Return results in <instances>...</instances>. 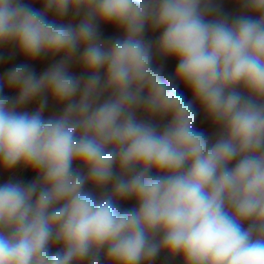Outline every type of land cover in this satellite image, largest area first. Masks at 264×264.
Wrapping results in <instances>:
<instances>
[{"label":"clouds","instance_id":"obj_1","mask_svg":"<svg viewBox=\"0 0 264 264\" xmlns=\"http://www.w3.org/2000/svg\"><path fill=\"white\" fill-rule=\"evenodd\" d=\"M42 2L0 0V46L63 56L39 77L19 65L0 81L17 90L0 94V168L37 174L0 185V264H151L162 252L264 264V0H234L243 14L231 20L213 0ZM99 23L123 37L101 42ZM146 28L160 32L155 54L177 60L171 79L153 67ZM78 52L81 77L68 71ZM173 81L219 129L214 142ZM48 97L60 115L44 118Z\"/></svg>","mask_w":264,"mask_h":264},{"label":"rangeland","instance_id":"obj_2","mask_svg":"<svg viewBox=\"0 0 264 264\" xmlns=\"http://www.w3.org/2000/svg\"><path fill=\"white\" fill-rule=\"evenodd\" d=\"M24 3L37 11L43 10L42 0H23ZM214 5L218 7V12L214 15L220 17H227L229 20L243 14V9L240 4L235 3L234 0H213ZM82 14L77 16L69 12L63 18L56 17L53 13L47 14V19L50 21H56L64 25L71 24L74 27L79 24L82 19ZM160 35L159 31H153L151 28H146L144 33V40L150 42L153 45V67L161 71L162 76L171 79L174 76L177 60L175 58H162L155 54V42ZM98 36L101 42H109L114 39L122 38L123 31L118 29L111 23H99L98 24ZM63 58L62 54L56 56H40L35 59H29L21 54L14 45L0 46V81H4L6 74L13 68L19 65H26L30 71H32L37 77L42 75L45 71L51 68L54 64L58 63ZM79 58V52L73 57L72 62L68 66L69 74L75 77H81L85 75L84 70L77 62ZM178 91L183 95L185 101L193 102V107L196 112V118L193 127L200 132H203L208 137L210 142H214L217 138L219 129L214 126L209 119L206 118L202 108L197 102L193 101L190 90L179 81H173ZM10 100H14L17 95V90L5 87L3 92L0 93ZM40 104V98L25 105L21 110L29 113L34 112ZM63 110V105L54 102L51 97H48L47 105L43 110L44 118L58 116ZM137 117L139 119H147L143 112H138ZM152 122L157 124L162 129L168 122V119L153 118ZM74 167H80L79 164H74ZM37 174L30 168L23 166H17L11 170H5L0 168V185L5 183H21L22 185H28L35 181ZM86 188L93 191L96 195H100V190L94 189L92 185H87ZM119 206L122 209H131L136 207L134 200L120 201ZM58 247V246H57ZM57 247H54L52 251H56ZM103 264V260H102ZM151 264H183V260L180 257L169 258L167 253H161Z\"/></svg>","mask_w":264,"mask_h":264}]
</instances>
